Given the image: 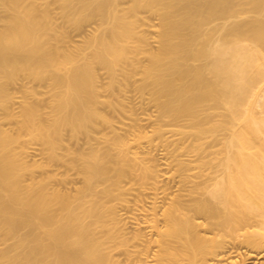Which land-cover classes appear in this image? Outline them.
Instances as JSON below:
<instances>
[{
	"label": "bare ground",
	"instance_id": "bare-ground-1",
	"mask_svg": "<svg viewBox=\"0 0 264 264\" xmlns=\"http://www.w3.org/2000/svg\"><path fill=\"white\" fill-rule=\"evenodd\" d=\"M56 1L67 51L50 0H0V109L50 76L18 125L68 185L0 116V264H264V0Z\"/></svg>",
	"mask_w": 264,
	"mask_h": 264
},
{
	"label": "rangeland",
	"instance_id": "rangeland-1",
	"mask_svg": "<svg viewBox=\"0 0 264 264\" xmlns=\"http://www.w3.org/2000/svg\"><path fill=\"white\" fill-rule=\"evenodd\" d=\"M52 1L50 0V2H51L50 7H51V10L53 11V12H51V14H52V16L55 17V18H53L54 21L56 20L55 23L58 22L57 25L59 24L58 27H59V30H60L59 36L57 35L59 39L56 38V40L54 42H56L58 40L57 41L58 43H56V44L60 45L59 46L60 51L61 50L65 51L63 49H66V48L68 50H70V49H72V47H74L75 44H77L78 39L79 38L81 39V35L83 34L82 30L79 29L78 25L76 24V22L74 20H70L66 16H64V14L61 12V9H59V5H58V2L56 0H54L53 3H52ZM247 7H250V5H247ZM145 11H147V10H145ZM141 13H143L145 15H148L149 19L154 20V16L155 15L154 14H150L151 12L142 11ZM251 13L252 12L249 11L248 14H251ZM149 15L152 16V18ZM96 18H95V21H94V18L92 20H90L92 22L91 24L89 23L90 21L88 23L90 25H92V24L95 25L94 23H97L99 21ZM233 19H234V17H230L228 20L230 21V20H233ZM224 21H225L224 18H216L215 20H213V22L211 24L213 25L215 23H222ZM89 24H87V22H86L85 26L86 27L88 26V28H89ZM84 31H85V28H84ZM64 40H65V42H64ZM59 41H63V42H59ZM67 49H66V51H67ZM96 72H97L96 81L99 80V81H97V83L99 84L98 86L100 87L99 90L101 91L103 89L102 90L103 92L102 91H101L102 93L100 92L102 94L101 98L102 99H112L113 97H111V95H110V93H111L110 91L112 89L110 88L111 89L110 90L108 88V86L106 87V83H107L106 77H107V75H106V73H104L105 71L103 70V68H101V66H97L96 67ZM24 74L25 73H20V76L18 74V78L15 81V83H13V82L7 83V92L11 96H13L14 99H15V101L13 102V105H11L12 108H9L10 110L11 109L12 110L11 111L9 110V112H13V114L15 113L14 114L15 116L14 117L8 116L6 110L0 109V116L2 118L1 121H2V123H3L5 128L9 129L10 132H12L15 135L17 133L20 134L23 137V139L27 143H29L30 146H32L34 148L31 151V155L32 154H36V155H33V157L30 155V157H29V158H31V162L32 163L34 161H36V162H39V163H48L49 166L51 165L50 167L49 166L47 167L48 169L47 168L46 169L36 168L33 172L26 171V173L24 175V179H25L24 181L25 182H29L32 177H35V178L38 179V178H40L42 176H48L50 174L51 175L55 174L56 177L57 176H60V177H57V180L54 181L55 182L54 184L56 186H58V187L60 185L61 188L65 189L66 186H68V185L65 184L66 182H63V180H60V178H61V176L66 177L67 167L65 166L63 168L62 166H64V165L61 166V163H57V165H56V162H49V158H48L47 154H44L41 151V149L43 147L42 143L40 141L31 140L29 138V135L27 134V130H25L23 128L20 129L19 125H18L20 119H22L21 112H22V109H23V105L21 103H19V100L22 99V97H28L29 101H31L34 104L38 105L39 108H41V110H43V111L50 110V108L52 106L51 98H52V95H53V92L51 90L52 79L50 78V76L48 78L47 77L48 75H45L42 78H36L33 75H27V74L24 75ZM103 85H105V87ZM107 85H108V83H107ZM105 90H108V91H105ZM135 92L136 91H134L133 93H135ZM101 106H102V108H101ZM104 106H106L104 108L105 110L108 109L105 112L108 111V113L111 114L112 113L111 112V107L108 106L107 104H103V105L99 104V109L101 108V110H103ZM152 109L150 108L149 111H152ZM259 109L257 111H259ZM258 115H260V114H258ZM261 115H263V113ZM65 133L67 134V135L65 134L66 142H64L65 146H63L64 144L61 146L62 148L63 147L66 148V144H68L69 141H70L68 132L66 131ZM67 139H68V141H67ZM73 146L75 147V145H73ZM63 151H64V149H62V152ZM58 164H60V166H61L60 168H58L59 167ZM69 173H71V172H69ZM22 231L25 232V231H27V229H23ZM13 243H14L13 240L0 239V248L7 250V249L11 248ZM263 261H264V259H263ZM7 263L8 262H6V261L3 262V264H7Z\"/></svg>",
	"mask_w": 264,
	"mask_h": 264
}]
</instances>
